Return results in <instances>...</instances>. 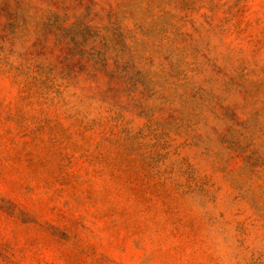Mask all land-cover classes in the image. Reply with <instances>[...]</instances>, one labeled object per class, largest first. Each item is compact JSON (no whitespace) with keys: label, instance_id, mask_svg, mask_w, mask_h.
<instances>
[{"label":"rangeland","instance_id":"rangeland-1","mask_svg":"<svg viewBox=\"0 0 264 264\" xmlns=\"http://www.w3.org/2000/svg\"><path fill=\"white\" fill-rule=\"evenodd\" d=\"M0 264H264V0H0Z\"/></svg>","mask_w":264,"mask_h":264}]
</instances>
